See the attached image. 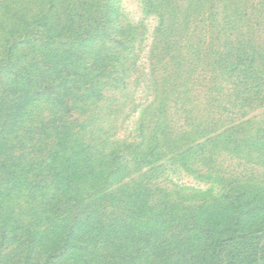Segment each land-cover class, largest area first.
Returning <instances> with one entry per match:
<instances>
[{"label": "rangeland", "instance_id": "obj_1", "mask_svg": "<svg viewBox=\"0 0 264 264\" xmlns=\"http://www.w3.org/2000/svg\"><path fill=\"white\" fill-rule=\"evenodd\" d=\"M59 59L70 71L51 96L68 109L46 93ZM19 105L28 118L6 135ZM55 114L78 136L53 162L89 191L88 204L122 199L130 213V200L155 198L163 215L146 214L140 229L158 238L176 214L247 227L264 214L259 192L237 199L229 182L264 195V0H0V182L28 181ZM72 213L65 227L81 225ZM16 244L0 240V264L24 262Z\"/></svg>", "mask_w": 264, "mask_h": 264}, {"label": "trees", "instance_id": "obj_2", "mask_svg": "<svg viewBox=\"0 0 264 264\" xmlns=\"http://www.w3.org/2000/svg\"><path fill=\"white\" fill-rule=\"evenodd\" d=\"M60 62V59L49 61L51 85L46 93L53 104L62 103L61 106L68 109L62 93L51 96L55 88H64L67 84L61 79L63 76L67 78L65 73L70 70L67 62L57 65ZM55 81L61 83L54 85ZM86 96L90 97L92 93L88 92ZM23 106L19 105L16 113L11 114L10 118L14 120L8 129L11 134L6 135H12L19 123L28 118L27 108ZM46 122L50 124L49 132L40 135V141L46 148L43 156L46 157L32 160L28 181L18 182V177L11 187L0 182V223L4 225L0 230V240L2 244L7 241L17 243L15 250L24 260L23 264H40V260L44 264H55V259L64 261L75 257L85 261L99 259L105 264H141L148 257L157 259L160 264H183L180 259L188 264H264V214L258 215V220L248 223L247 227L241 223L219 225L215 220L199 223L196 214L193 217L176 214L172 215L174 224L170 225L169 235L158 238L160 233L157 229L148 232L140 229L148 223L144 219L146 214L156 218L163 215L160 212L162 205L155 198L130 200V213H122V199L114 198L110 205L105 202L100 206L88 204V199H91L89 191L78 189L68 167L57 168L53 162L68 143V137H77L78 133L60 131L65 121L58 114L51 115ZM74 128H79V125H74ZM261 154L264 155V150ZM25 155L32 156V150ZM86 169L90 167L86 166ZM229 184L236 189L237 199L246 194L255 197L259 192L256 203L264 208V195L254 185L242 184L239 180H232ZM7 207L12 214L8 209L1 213V209ZM68 207L73 210V221L82 222L81 225L74 228L64 226V213ZM57 216L60 218L54 219ZM45 217H48L51 229L43 228ZM37 234L42 235L37 237Z\"/></svg>", "mask_w": 264, "mask_h": 264}]
</instances>
